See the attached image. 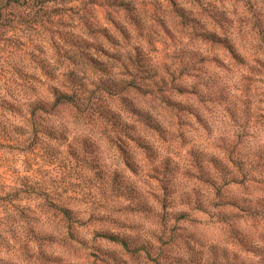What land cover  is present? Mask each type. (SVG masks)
<instances>
[{
	"label": "clouds",
	"instance_id": "1",
	"mask_svg": "<svg viewBox=\"0 0 264 264\" xmlns=\"http://www.w3.org/2000/svg\"><path fill=\"white\" fill-rule=\"evenodd\" d=\"M0 264H264V0H0Z\"/></svg>",
	"mask_w": 264,
	"mask_h": 264
}]
</instances>
